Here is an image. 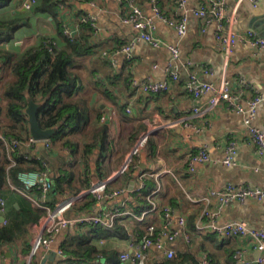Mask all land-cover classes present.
<instances>
[{"label": "crops", "instance_id": "1", "mask_svg": "<svg viewBox=\"0 0 264 264\" xmlns=\"http://www.w3.org/2000/svg\"><path fill=\"white\" fill-rule=\"evenodd\" d=\"M136 1L144 13L156 21L155 34L164 41L179 44L182 61L190 62L188 68L181 67L180 77L170 90L162 93L138 91L133 81L168 79L166 67L171 61V53L164 46L157 48L143 39H137L138 31L123 20L124 6L119 0H66L67 11L58 5L51 11H39L37 7L26 11L22 9V0H10L5 5L0 2V21L16 20L19 25L7 40L2 36L7 31L0 29V48L13 53L11 61L6 57L0 59V99L5 86L15 80L12 69L14 60H18L30 48L45 45L50 39L61 47L65 46L66 37L60 26L65 19L72 25L77 24L79 18L92 15L97 25L95 46L91 51L76 56L71 66L72 73L79 79L73 95L65 98L76 104L86 116L83 122L70 125L66 131L65 136L73 145L68 147L62 144V140L53 142L50 138V146L41 141L35 144L23 141L17 147L20 155L44 162V170L50 173L53 187L42 199L41 190L26 183L28 177L25 173L36 170L20 171L16 181L9 178L10 189L6 196L0 197V228L7 227L15 235L22 229L23 234L12 242L0 244V264L50 263L52 252L56 253L52 264H72L65 263L58 250L62 249V243L68 241L70 235H84L86 231L82 229L87 230L91 224L59 231L50 247L39 246L33 253L32 237L39 231L50 207L67 195H77L120 170L145 134L147 137L133 155L130 166L116 174L107 185V192L126 191L101 200L93 196L96 201L88 211L81 210V203H74L66 211L68 216L106 213L118 206L140 213L134 206L137 201L134 189L139 175L145 172L152 199L161 206L171 207L176 215H183L187 221L184 229L193 233L199 213L205 206L199 199L204 195L210 196L212 189H223L228 183L264 187V158L250 143L245 124L249 101L261 96L263 101L257 106L254 124L264 131V47H256L247 40L250 31L264 38V0H257L256 3L253 0H225L227 18H235L233 28L239 35L229 58L225 57L215 37L217 21L205 23L195 14L204 0H185L183 5H179L178 0H157L163 16L187 17L188 31L183 37L156 16L152 0ZM40 3L42 0H39ZM228 26L227 19L225 28ZM128 44L132 45L129 54L122 50ZM209 68L212 71L206 72ZM193 70L198 72L202 81L216 85L225 75L231 80L234 90L238 89L237 80L244 78L248 83L242 96L246 112H237L222 102L211 112L191 118V125H185L181 119L193 113L194 108L205 106L211 96V93H207L195 97L188 91V71ZM36 102L42 104V101ZM67 119L68 115L65 114L61 122ZM0 121L10 123L4 112ZM232 141L236 142V151L232 163L227 164L224 160ZM202 146L208 147L211 160L196 163L195 170L191 171L189 155ZM45 157L51 159L50 164ZM60 172L77 186L72 193H78L64 194L57 187L55 176ZM70 173L72 176L69 178ZM157 188L159 192L154 194L153 190ZM215 204L212 198L209 206L214 208ZM117 219L116 224L125 227L129 238L102 237L94 242L99 248L121 253L131 250V243L142 236L138 232L140 229L146 231L150 223L160 228L162 213H149L142 221L129 215ZM23 220L25 224L20 225ZM218 220L220 223L245 221L264 228V203L256 199L244 203L228 202ZM173 227L183 230L177 220ZM180 236L176 245L177 255L183 254L187 258L186 264H239L236 257L238 250L244 251L243 257L249 260H255L260 255L249 237L222 239L206 230L203 234H194L191 242L186 243L184 237ZM152 251L147 264L160 262L158 257H161L162 251L156 247ZM99 263L108 264L104 257Z\"/></svg>", "mask_w": 264, "mask_h": 264}, {"label": "built area", "instance_id": "2", "mask_svg": "<svg viewBox=\"0 0 264 264\" xmlns=\"http://www.w3.org/2000/svg\"><path fill=\"white\" fill-rule=\"evenodd\" d=\"M124 6L123 20L126 24L131 25L134 29L138 31L137 39H143L150 43L154 47H165L171 53V61L168 63L166 70L168 72V79L164 80H134L133 86L138 91L147 94H158L170 90L171 85L178 81L180 77L181 67H186L190 65L189 61H182L181 58V48L179 44H172L164 41L161 37L155 34L157 30L156 21L147 16L140 4L136 0H119ZM254 3L257 0H253ZM39 0H22V9L26 11H32L34 7L38 4ZM153 11L156 16L168 23L170 26L176 29L178 35L183 37L187 34L188 24L187 17H174L168 18L162 15L159 6L157 5V0H152ZM179 5H183L185 0H178ZM58 6L64 11H67L66 0H58ZM195 14L202 18L205 23H209L212 20L217 21L218 28L215 34L216 40L223 50L226 58H229L233 53V48L239 39V35L234 30L233 26L236 22L235 18H227L226 15V5L225 0H204L200 7L195 11ZM228 19L229 26L225 28V22ZM69 20L63 21L62 28L64 35L73 40L80 35V24L82 22H91L93 27L97 30L96 18L92 15H85L79 18L77 24L68 23ZM205 29V28H204ZM247 40L256 47H264V38L260 37L256 32L250 31ZM132 45L128 44L122 48L128 54L131 52ZM107 55V53H104ZM212 68L206 70V72H211ZM238 89L234 90L232 87L231 80L225 75L221 79L219 85L204 82L201 80L198 72L196 70L188 71L187 88L188 91L195 97H200L204 94L211 93L208 102L205 106L196 107L193 113L186 115L181 119L185 125H191L190 119L197 116H203L212 110H214L222 102L227 103L228 107L236 110L240 113H245L246 109L242 105L243 94L248 86L247 81L244 78H239ZM263 101L261 96H255L249 101V109L247 110V116L245 119L246 124V134L257 151V153L264 158V131L258 128L254 124V117L258 104ZM1 105V99H0ZM162 126V125H161ZM147 134L143 135L141 139L137 142L132 152L125 159L122 168L110 177L94 183L91 187L86 190L81 191L77 195H67L61 201H59L53 207L48 209L44 219L41 221V226L39 231L34 234L31 239L32 253L39 247H50L54 242L56 235L59 231L70 229L73 230L78 227H83L84 225H103L106 228H112L118 221V217L122 215H129L136 218L139 221L147 218L148 214H154L156 212L162 213V223L160 228H157L154 223H150L146 226V231L142 236H139L136 241L131 243L130 251H122L120 253L119 259L121 263L127 264H147L150 255L153 253V248L156 247L159 251H162L159 261L166 259H173L177 256V241L182 235L186 243L191 242L194 234H203L206 230L212 231L215 235H218L222 239L227 238H242L249 237L252 240L253 246L260 252V255L255 260H249L244 258V251L238 250L237 261L239 264H264V228H258L249 224L245 221H227L225 223L219 222V217L221 211L225 204L231 201H237L239 203H244L249 199H256L264 203V187H252L249 185H241L235 183H228L223 189H212L210 191V196L204 195L201 200L205 206L202 212L199 214L197 219L196 227L191 232H186L184 229L186 225V218L183 215H176L171 207L161 206V204L152 199V194L147 195V199L150 206L144 208L140 213H134L129 211L124 206H118L112 208L106 213L100 214H90L86 213L80 216L72 217L68 216L66 211L79 199H81L86 194H92L96 199L101 200L104 197L112 198L117 196L125 189L115 190L112 192H107V185L109 181L113 179L116 174L127 169L133 159V155L139 150L145 141ZM27 141L28 143L35 144L42 140L35 139L31 135L27 139L22 140L11 135H7L0 131V142H2L5 147L8 158L11 164L15 162L12 157V151L17 149V147ZM47 146L51 145V140H43ZM236 142H230L228 146V155L224 160V163L231 164L233 160V155L235 154ZM211 160L208 147L202 146L196 152L190 153L188 158V165L191 171L195 170L196 163H204ZM28 177L26 183L28 186H37L41 190L42 199H45L48 193L53 187V181L50 177L48 170L31 171L25 173ZM148 175L143 172L139 175V181L135 187V192L141 193L147 187ZM159 192V188L153 190L154 194ZM215 199V207H210L209 204ZM175 220L183 226V230H176L173 226ZM58 253L61 259H65L66 255L63 249H59ZM57 264H61L57 263Z\"/></svg>", "mask_w": 264, "mask_h": 264}, {"label": "trees", "instance_id": "3", "mask_svg": "<svg viewBox=\"0 0 264 264\" xmlns=\"http://www.w3.org/2000/svg\"><path fill=\"white\" fill-rule=\"evenodd\" d=\"M9 1L0 0L3 5ZM57 5L58 0H42V3L37 4L35 7L39 11H51L52 9L55 10L54 8ZM16 22V20L0 21V29L4 28L7 31L2 35L6 40L12 36L17 26H19ZM62 23L60 26H62ZM61 29L63 30V28ZM80 30V35L76 39L71 40L65 36L66 44L64 47L50 39L45 45L28 49L18 60L12 62L15 80L5 86L0 105V116L1 113H6L10 123H1L0 121V131L22 140L29 136V120L25 109L28 106V97L30 96L35 101H42L38 110V118L42 128L56 127L61 123L58 131L51 137L52 141L62 140V144L68 147L73 145L72 141L66 138V131L71 127L70 125L83 122L86 116L76 104H72L65 98V96L73 95L72 91L77 86L79 79L76 74L72 73L71 66L76 56L92 50L95 46L94 36L97 32L91 22H82ZM12 55V52L0 48V59L6 57L11 61ZM65 114L68 115V119L62 123ZM4 148L2 142H0V197L6 196L10 189L9 178L16 181L20 171L46 169L42 160L26 158V156L20 155L17 149L12 151L15 164L9 167L11 162ZM70 176H72V173L69 174V178ZM66 177L62 172L55 176L57 187L63 193L65 192L64 194L78 193V191L72 193V190H75L77 186L68 181V177ZM150 193L151 191L147 187L141 193H135L137 201L134 206L137 211L147 208L149 204L147 195ZM95 201L96 199L92 194H86L77 200L75 204L81 203V210L88 211L95 204ZM24 224L25 221H21L20 225ZM139 225L141 226L140 223ZM82 230L86 231L84 235L72 234L68 241L65 240L62 243V249L66 255L65 263L100 264L99 261L104 257L108 264H120V252L118 250L99 248L94 240L102 237L127 239L129 234L124 226L116 224L114 228H105L103 225H92L87 230L85 228ZM138 232L139 235L145 233L143 229ZM22 234V229L15 235L9 228L2 227L0 228V244L12 242ZM182 255L178 254L173 259L162 260L155 264H186L187 258ZM187 257L189 258V256Z\"/></svg>", "mask_w": 264, "mask_h": 264}, {"label": "water", "instance_id": "4", "mask_svg": "<svg viewBox=\"0 0 264 264\" xmlns=\"http://www.w3.org/2000/svg\"><path fill=\"white\" fill-rule=\"evenodd\" d=\"M41 104L34 101L32 98H29L28 100V106L26 107L25 112L28 114V120H29V130L31 133V136L35 139L39 140H46L50 139L57 131V127H50V128H42L41 124L39 122L38 118V110L40 108ZM43 144L45 143L44 141ZM45 161L50 164V158H44ZM1 218L4 219L3 216ZM52 255L49 257L50 263L44 264H52L53 260L56 258V253H51Z\"/></svg>", "mask_w": 264, "mask_h": 264}, {"label": "rangeland", "instance_id": "5", "mask_svg": "<svg viewBox=\"0 0 264 264\" xmlns=\"http://www.w3.org/2000/svg\"><path fill=\"white\" fill-rule=\"evenodd\" d=\"M148 206H150V203L148 204ZM148 206H147V207H148Z\"/></svg>", "mask_w": 264, "mask_h": 264}]
</instances>
